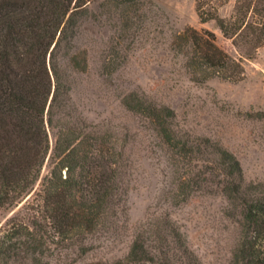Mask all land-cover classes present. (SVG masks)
<instances>
[{"label":"trees","instance_id":"16d2710c","mask_svg":"<svg viewBox=\"0 0 264 264\" xmlns=\"http://www.w3.org/2000/svg\"><path fill=\"white\" fill-rule=\"evenodd\" d=\"M148 0H0V209L16 210L0 226V264L74 262L129 235V193L136 162L133 133L88 121L72 99L71 71L88 68L76 39L89 19L116 21L108 74L127 60L144 29ZM195 0L201 23L227 38L264 43V0ZM97 4V10L91 6ZM171 48L198 84L237 83L245 73L209 29L187 26ZM124 107L145 119L170 168L172 206L221 194L240 215L232 264H264V182L249 181L238 156L219 140L185 128L176 110L133 89ZM48 173L43 174L45 166ZM18 209V210H17ZM103 239H105L103 241ZM90 264H204L170 213L151 215L130 235L128 251Z\"/></svg>","mask_w":264,"mask_h":264},{"label":"rangeland","instance_id":"374dc122","mask_svg":"<svg viewBox=\"0 0 264 264\" xmlns=\"http://www.w3.org/2000/svg\"><path fill=\"white\" fill-rule=\"evenodd\" d=\"M235 3L230 0L220 14L229 18ZM97 7L91 6L94 11ZM144 11V29L132 42L128 60L112 74L103 64L121 62L123 58L116 52L128 41L117 44L116 21H85L76 45L86 51L88 68L71 71L73 102L88 121L110 125L119 132L128 127L137 133L130 143L136 166L128 199L129 235L115 245L106 242L74 262L53 264H90L122 256L136 228L151 215L166 212L187 234L204 264H232L240 240V215L228 210V201L221 194L197 195L179 206L168 202L171 178L164 151L148 122L122 104L123 96L133 89L140 88L173 107L185 128L219 140L232 150L249 181L264 182V43L256 49L243 36L225 37L214 21L201 23L195 0H148ZM187 26L213 31L218 45L241 61L242 80L194 82L171 48L173 34ZM47 173L46 165L43 174ZM15 211L0 209V226Z\"/></svg>","mask_w":264,"mask_h":264}]
</instances>
